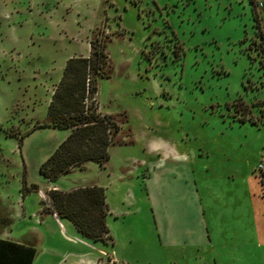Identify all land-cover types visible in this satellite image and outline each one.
I'll list each match as a JSON object with an SVG mask.
<instances>
[{
    "label": "rangeland",
    "instance_id": "374dc122",
    "mask_svg": "<svg viewBox=\"0 0 264 264\" xmlns=\"http://www.w3.org/2000/svg\"><path fill=\"white\" fill-rule=\"evenodd\" d=\"M95 37L97 108L131 142L56 182L105 190L103 261L264 264V0H0V205L23 177L39 205V165L69 131L37 126Z\"/></svg>",
    "mask_w": 264,
    "mask_h": 264
},
{
    "label": "trees",
    "instance_id": "16d2710c",
    "mask_svg": "<svg viewBox=\"0 0 264 264\" xmlns=\"http://www.w3.org/2000/svg\"><path fill=\"white\" fill-rule=\"evenodd\" d=\"M254 18L258 24L257 17ZM105 46L103 39L92 38L87 57H71L66 61L62 77L48 104L47 119L37 126L69 131L39 167L40 175L51 183L75 168L83 170L86 163L105 167L111 146L131 142V139L119 138L121 128L117 120L112 115L101 113L95 102L98 78L109 77ZM23 138L19 139V146ZM261 183L264 193L263 178ZM35 189L37 186H28L23 177V192ZM105 198V190L97 185L69 191L49 190L42 212L71 222L86 239L108 243L112 238L106 224ZM35 256V248L0 238V264H32Z\"/></svg>",
    "mask_w": 264,
    "mask_h": 264
},
{
    "label": "crops",
    "instance_id": "0c3cea01",
    "mask_svg": "<svg viewBox=\"0 0 264 264\" xmlns=\"http://www.w3.org/2000/svg\"><path fill=\"white\" fill-rule=\"evenodd\" d=\"M42 179L45 191L40 196L39 205H32L29 191L20 195L14 208L0 205V238L35 248L36 256L32 264H107L102 259L98 242L81 236L71 222L42 212L49 190L69 191L93 184L62 189L57 182ZM26 183L28 186L36 185L33 180H26ZM36 186L37 189L31 191L38 192L39 187Z\"/></svg>",
    "mask_w": 264,
    "mask_h": 264
}]
</instances>
